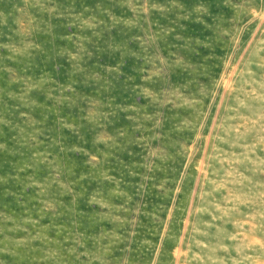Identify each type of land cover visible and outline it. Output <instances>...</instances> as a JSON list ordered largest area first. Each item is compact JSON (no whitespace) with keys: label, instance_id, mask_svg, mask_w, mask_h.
<instances>
[{"label":"rangeland","instance_id":"rangeland-1","mask_svg":"<svg viewBox=\"0 0 264 264\" xmlns=\"http://www.w3.org/2000/svg\"><path fill=\"white\" fill-rule=\"evenodd\" d=\"M0 264H264V0H0Z\"/></svg>","mask_w":264,"mask_h":264}]
</instances>
